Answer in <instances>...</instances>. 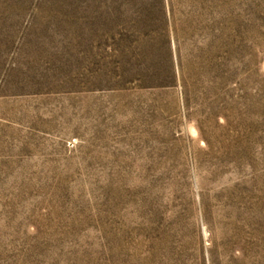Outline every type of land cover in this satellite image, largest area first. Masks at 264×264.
<instances>
[{
  "label": "rangeland",
  "instance_id": "obj_1",
  "mask_svg": "<svg viewBox=\"0 0 264 264\" xmlns=\"http://www.w3.org/2000/svg\"><path fill=\"white\" fill-rule=\"evenodd\" d=\"M0 264H264V0H0Z\"/></svg>",
  "mask_w": 264,
  "mask_h": 264
}]
</instances>
